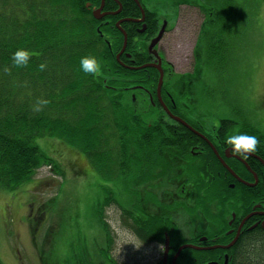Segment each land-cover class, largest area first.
<instances>
[{"label":"flooded vegetation","instance_id":"obj_1","mask_svg":"<svg viewBox=\"0 0 264 264\" xmlns=\"http://www.w3.org/2000/svg\"><path fill=\"white\" fill-rule=\"evenodd\" d=\"M80 4L90 24L97 32L99 28L101 41L111 45L105 56L118 66L116 75L104 79L105 87L115 94L127 92L136 113H146L149 103L154 109L159 104L165 118L172 120L158 98L163 76L162 102L205 138L179 122L164 123L175 132L176 127L185 131L159 155L150 152L132 174L136 177H131L129 186L110 182L109 187L101 182L94 202L101 219L96 228H90L94 245L77 253L72 250V258L62 264H232L238 246L250 234L264 232V135L256 134L255 152L241 157L230 152L223 139L244 129L222 119L213 125L203 119L200 123L187 107L175 106L172 92H185L169 81L178 72L163 46L178 29L175 0H87ZM110 61L100 60L99 75L108 70ZM192 119L197 122L192 124ZM187 133L196 138H182ZM244 191L250 198L254 191L263 196L248 206L241 198ZM232 192L239 193L238 199ZM42 211L40 206L35 213L39 222L47 219ZM119 242L124 244L119 246ZM133 242L143 243L137 247Z\"/></svg>","mask_w":264,"mask_h":264},{"label":"trees","instance_id":"obj_2","mask_svg":"<svg viewBox=\"0 0 264 264\" xmlns=\"http://www.w3.org/2000/svg\"><path fill=\"white\" fill-rule=\"evenodd\" d=\"M80 1L83 3L0 0V190L14 192L29 183L40 168L51 165L50 155L40 149L38 139L42 137H57L84 152L91 169L99 173V181L129 186L133 183L131 177H136L132 174L150 152L159 155L185 131L183 127H176L175 132L163 126L174 121L165 118L159 104L154 109L149 103L146 113H136L127 92L119 90L115 94L105 87L104 79L116 75L118 66L112 57L105 56L110 52L85 20ZM256 1L264 9V0ZM180 3L197 6L206 17L201 30V36L205 31L204 36L210 37V44L205 46L206 62L218 57V42H228L226 53L217 63L236 65L242 23L255 18L250 0H214L211 6L196 1ZM67 12L71 14L66 16ZM18 47L31 52L29 63L23 67L11 63L12 52ZM85 55H95L100 67L101 59H111L108 70L106 67L102 75L99 71L83 72L79 59ZM42 62L46 63L43 70L39 68ZM155 89L154 86L153 92ZM172 94L177 108L187 107L202 123L204 116L199 115L197 107L186 103L185 93ZM40 99L47 103L35 110ZM182 138L196 137L187 133ZM232 193L238 199L239 193ZM253 194L250 198L244 191L241 197L248 206L263 196L256 191ZM94 212L96 221L100 220L101 212L96 208ZM235 253L232 264H264V232L250 234ZM0 264H5L1 257Z\"/></svg>","mask_w":264,"mask_h":264},{"label":"rangeland","instance_id":"obj_3","mask_svg":"<svg viewBox=\"0 0 264 264\" xmlns=\"http://www.w3.org/2000/svg\"><path fill=\"white\" fill-rule=\"evenodd\" d=\"M212 2L202 0L210 6ZM180 4L175 0V15L180 18L178 29L163 44L178 72L169 81L179 88V80H183L186 86L195 65L201 66L200 77L194 79L191 89L185 88L186 99L194 102L186 103L197 107L207 125L229 120L236 129L250 127L264 135V9L256 0H250L255 18L242 23L237 64L230 67L227 62L217 63L226 53L228 42H218V57L206 62L205 46L210 44V37L204 36L205 31L201 36L206 17L187 4L178 12ZM70 14L67 12L66 16ZM44 138L38 139L40 149L51 155L57 165L39 169L29 183L14 192L0 190V257L5 264H62L72 258V250L77 253L93 243L90 228L97 227L94 202L101 185L98 174L84 155L60 140ZM103 185L110 187L105 180ZM40 206L47 219L39 222L35 213ZM42 251L45 263L40 260Z\"/></svg>","mask_w":264,"mask_h":264},{"label":"clouds","instance_id":"obj_4","mask_svg":"<svg viewBox=\"0 0 264 264\" xmlns=\"http://www.w3.org/2000/svg\"><path fill=\"white\" fill-rule=\"evenodd\" d=\"M31 56L30 50L25 47H18L12 52L11 63L16 67H23L29 63ZM46 67V63L39 64V68L43 70ZM79 67L85 73H96L99 71L100 65L95 55H85L79 59ZM8 69L6 68L5 71ZM47 103V100L40 99L35 107V110H39V105ZM223 143L228 146V150L238 156L246 157L247 154L256 150L258 139L255 135L248 134L246 132H238L235 134L227 135L223 139ZM139 247L143 242L137 245Z\"/></svg>","mask_w":264,"mask_h":264},{"label":"water","instance_id":"obj_5","mask_svg":"<svg viewBox=\"0 0 264 264\" xmlns=\"http://www.w3.org/2000/svg\"><path fill=\"white\" fill-rule=\"evenodd\" d=\"M96 18H97V17H96ZM162 33H163V32H161V33L159 34V36L154 40L153 45H155V44L161 39V37H162ZM124 50H125V48L122 49L121 53L124 52ZM162 84H163V76L160 77V81H159V85H158L157 92H158V98H159L161 104L164 106L166 112L169 114V116H170L172 119H174V120H176V121L182 123L183 125L187 126V127L190 128L191 130L195 131V130H194L193 128H191V126L188 125L185 121H183L182 119H180V118H178V117L173 116V115L171 114V112L167 109V107L164 105V103H163L162 100H161V87H162ZM195 133H197V134L200 135V136H203V135H201L200 133H198V132H196V131H195ZM235 241H236V240H235Z\"/></svg>","mask_w":264,"mask_h":264}]
</instances>
